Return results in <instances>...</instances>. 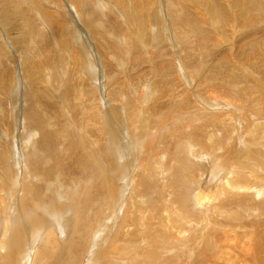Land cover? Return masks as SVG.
Segmentation results:
<instances>
[{"label":"bare ground","instance_id":"1","mask_svg":"<svg viewBox=\"0 0 264 264\" xmlns=\"http://www.w3.org/2000/svg\"><path fill=\"white\" fill-rule=\"evenodd\" d=\"M263 188L264 0H0V264H264Z\"/></svg>","mask_w":264,"mask_h":264},{"label":"rangeland","instance_id":"2","mask_svg":"<svg viewBox=\"0 0 264 264\" xmlns=\"http://www.w3.org/2000/svg\"><path fill=\"white\" fill-rule=\"evenodd\" d=\"M234 41H238V44L239 45H236V46H239L240 48H246L247 46H248V42H249V40H248V38H247V36L244 34V35H242L241 37H238V38H236V39H234ZM255 56H256V60L257 59H259V58H261V55H259L258 53H255ZM257 64H259V63H256L255 65H257ZM254 65V66H255ZM254 66H251V65H248V67L250 68V69H253L254 68ZM177 68H178V70H180L179 72H181V73H183V70H182V67L181 66H177ZM182 70V71H181ZM180 73V74H181ZM256 73V72H255ZM97 92H99V90L97 89ZM102 96H103V94H101ZM242 99L243 100H245V101H247L248 103H249V99H248V93H247V91H245L244 92V96L242 95ZM209 179H210V182H209V185L210 186H208L211 190H213V191H216V193H217V186H218V178H215V180H214V178L212 177V176H209ZM260 188V187H259ZM261 189V188H260ZM263 190H264V188H263ZM257 213V212H256ZM207 215V214H206ZM250 218H246V220H249ZM173 264H176V263H173Z\"/></svg>","mask_w":264,"mask_h":264}]
</instances>
